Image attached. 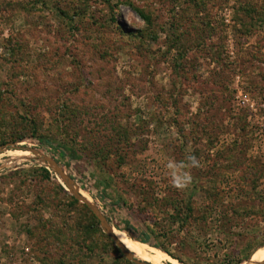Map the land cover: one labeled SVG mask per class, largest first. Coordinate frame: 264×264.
Returning a JSON list of instances; mask_svg holds the SVG:
<instances>
[{"label":"rangeland","instance_id":"obj_1","mask_svg":"<svg viewBox=\"0 0 264 264\" xmlns=\"http://www.w3.org/2000/svg\"><path fill=\"white\" fill-rule=\"evenodd\" d=\"M261 261L264 0H0V264Z\"/></svg>","mask_w":264,"mask_h":264},{"label":"water","instance_id":"obj_2","mask_svg":"<svg viewBox=\"0 0 264 264\" xmlns=\"http://www.w3.org/2000/svg\"><path fill=\"white\" fill-rule=\"evenodd\" d=\"M40 158H41V161L43 163H46L48 165V167H50L51 169H53L64 180V182L68 184V186H70V183H71L70 181H72V183H73L72 185H74V187H76L75 184H74V180L71 179L70 176L66 174L65 170L54 159H52L50 157H46V156H44V158H42V157H40ZM86 204H88V206L97 215V217L99 218L102 226L105 228V230L109 234V236L116 242V244L119 246L120 250L122 252H124L127 256H130V257L133 256L134 257L133 254H130L129 252L126 251V249H124V247L122 246V244L112 234V232L110 231V229L113 228V227H111V225L108 222L107 218L103 214H101L98 211V209L91 204V202L86 201Z\"/></svg>","mask_w":264,"mask_h":264},{"label":"clouds","instance_id":"obj_3","mask_svg":"<svg viewBox=\"0 0 264 264\" xmlns=\"http://www.w3.org/2000/svg\"><path fill=\"white\" fill-rule=\"evenodd\" d=\"M191 166H198L199 161L194 156H189ZM187 165L181 164L177 166L175 162L169 161L166 167L170 170V177L175 187L183 188L191 183L192 177L186 171H179V168H184Z\"/></svg>","mask_w":264,"mask_h":264},{"label":"bare ground","instance_id":"obj_4","mask_svg":"<svg viewBox=\"0 0 264 264\" xmlns=\"http://www.w3.org/2000/svg\"><path fill=\"white\" fill-rule=\"evenodd\" d=\"M70 182H71V183H70V186H68L67 183H64V185L66 186V189H69V190H70V189L75 190L74 185H72V184H73L72 181H70ZM83 195L87 197L86 194H83ZM110 231H111L112 234L117 238V240L122 244V246L124 247V249H126V251L129 252L130 254H133V253L130 251L131 249H130L128 246L133 247V246L135 245V242L128 241V240L126 239L125 235H124V234L117 233V231H116L115 228H111ZM123 242H124V243H123ZM135 254H136L138 257H137ZM135 254H133L134 257L138 258L139 260H141V261H143V262H146V261H144V260L141 259V258H144V259L149 260V259H148L149 257H148L147 255H145V253H144L142 250H136V251H135ZM257 256H261V253H258L255 257H257ZM139 257H141V258H139ZM252 257H253V256H252ZM252 257H251V259H252ZM251 259H250V260H251ZM257 264H264V261H261L260 263H257Z\"/></svg>","mask_w":264,"mask_h":264},{"label":"trees","instance_id":"obj_5","mask_svg":"<svg viewBox=\"0 0 264 264\" xmlns=\"http://www.w3.org/2000/svg\"><path fill=\"white\" fill-rule=\"evenodd\" d=\"M23 140H25V138H20L19 139V141H23ZM44 142L42 141V145H44L43 144ZM47 172H48V170H47ZM49 173V172H48ZM86 209L88 210V212L91 214V216H92V218L94 219V220H96V223H97V225L100 227V221L98 220V218H97V216L93 213V211H91L88 207H86ZM107 220H108V222L110 223V221H109V219L107 218ZM138 241H140V242H143V243H145V244H148V245H150V246H155L157 249L158 248H160V249H162V250H164V248H162L161 246H157V245H153L150 241H149V239H148V237L146 236L145 238H143V239H141V240H138ZM159 249V250H160ZM165 251V250H164ZM163 252V251H162Z\"/></svg>","mask_w":264,"mask_h":264}]
</instances>
